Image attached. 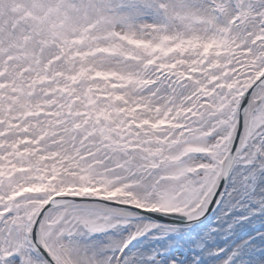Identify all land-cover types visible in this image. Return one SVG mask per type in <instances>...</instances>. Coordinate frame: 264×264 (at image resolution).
Instances as JSON below:
<instances>
[{"label":"snow or ice","instance_id":"6c2138e0","mask_svg":"<svg viewBox=\"0 0 264 264\" xmlns=\"http://www.w3.org/2000/svg\"><path fill=\"white\" fill-rule=\"evenodd\" d=\"M0 264H264V0H0Z\"/></svg>","mask_w":264,"mask_h":264}]
</instances>
